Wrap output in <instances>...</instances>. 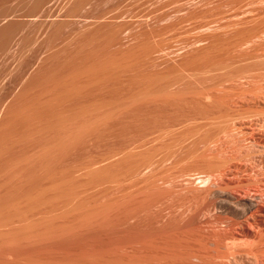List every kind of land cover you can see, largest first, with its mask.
Wrapping results in <instances>:
<instances>
[{"label":"rangeland","instance_id":"374dc122","mask_svg":"<svg viewBox=\"0 0 264 264\" xmlns=\"http://www.w3.org/2000/svg\"><path fill=\"white\" fill-rule=\"evenodd\" d=\"M69 13L0 59V264H264V0Z\"/></svg>","mask_w":264,"mask_h":264},{"label":"bare ground","instance_id":"6f19581e","mask_svg":"<svg viewBox=\"0 0 264 264\" xmlns=\"http://www.w3.org/2000/svg\"><path fill=\"white\" fill-rule=\"evenodd\" d=\"M81 2V5H77L76 6V3L77 2ZM145 1V0H144ZM0 59H2V57L4 55H6L7 53L13 51L15 48H17L20 43H21V40L23 39L24 35H25V32H27L31 26H33L35 23H38L39 27H42L44 26L47 21L49 20L50 21V16L54 17L53 15H50V14H58V15H63V13H69V11L72 9L73 11H78L77 13H73L70 11V13H72L70 15V13L66 16L67 19L69 20H78V19H81L80 21L84 20V21H87L88 19H91V13L93 11L96 10L97 6L102 4V0H0ZM12 3V4H11ZM130 3V2H129ZM126 5V4H125ZM132 5V4H131ZM152 5V3H151ZM150 5V6H151ZM138 6V5H137ZM140 6V5H139ZM158 6V5H157ZM124 7V6H123ZM149 7V5H148ZM154 7V6H153ZM152 7V8H153ZM156 7V6H155ZM145 8V7H144ZM143 8V9H144ZM100 9V8H99ZM122 9V8H121ZM69 10V11H68ZM68 11V12H67ZM123 11V10H122ZM131 11V10H130ZM119 12V11H118ZM148 12V11H147ZM99 13V12H98ZM117 13V12H116ZM48 14L50 16H48ZM111 14V13H110ZM119 14V13H118ZM113 16V15H112ZM93 18V17H92ZM101 17H98V19H100ZM92 20V19H91ZM48 21V22H49ZM94 21H97V20H94ZM100 21V20H99ZM98 21V22H99ZM102 22V21H101ZM100 23V22H99ZM97 26V25H96ZM85 28V27H84ZM47 34V33H46ZM45 36V35H44ZM48 36V34H47ZM70 37V36H69ZM45 38H47L45 36ZM63 38V37H62ZM62 38H60L58 41H60ZM67 38V37H66ZM43 39V38H42ZM64 39V38H63ZM68 39V38H67ZM76 39V38H75ZM40 41V40H39ZM44 41V40H43ZM57 41V40H56ZM55 41V42H56ZM57 41V42H58ZM63 41V40H62ZM66 41V39L64 40ZM42 42V41H41ZM43 43H46V41H44ZM49 43V41H48ZM47 43V44H48ZM65 43V42H64ZM64 43H59L60 46ZM68 43V42H66ZM65 43V44H66ZM70 43V42H69ZM68 43V44H69ZM42 44V43H41ZM46 44V45H47ZM54 44V42L52 43ZM49 45V46H46L47 48L44 49V53L48 54V56H54L57 51L55 50V47H51L53 45ZM58 44V45H59ZM57 46V44H56ZM65 46V45H64ZM63 46V49L66 48ZM69 46V45H67ZM58 47V46H57ZM61 48V47H59ZM43 53V54H44ZM47 56V55H46ZM43 57V56H42ZM45 57V56H44ZM41 59V58H40ZM41 61V60H39ZM38 68V67H37ZM22 90V89H21ZM232 93V92H230ZM243 93V92H242ZM260 93V92H259ZM238 98V97H237ZM236 98V99H237ZM258 98V97H257ZM231 99V98H230ZM239 101V100H238ZM244 101V100H243ZM228 102V101H227ZM240 103V102H239ZM247 103V102H246ZM238 104V103H236ZM249 104V103H248ZM19 106V105H18ZM226 106V105H225ZM235 106V105H234ZM20 107V106H19ZM21 108V107H20ZM21 109H19L20 111ZM208 110V109H207ZM240 110V109H239ZM177 114V113H176ZM231 114V113H230ZM243 114V113H241ZM235 115V114H234ZM229 116V115H228ZM237 116V115H236ZM254 116V115H253ZM261 116V115H260ZM264 116V115H263ZM230 117V116H229ZM235 117V116H233ZM242 117V116H241ZM256 117V116H255ZM258 117V116H257ZM215 118V117H214ZM244 118V117H243ZM247 118V117H246ZM251 118V117H250ZM253 118V117H252ZM192 119V118H191ZM230 119V118H229ZM240 119V118H239ZM259 119V118H258ZM190 120V119H189ZM198 120V119H197ZM214 120V119H213ZM217 120V119H216ZM225 120V119H224ZM236 120V119H235ZM255 120V118H254ZM231 121V120H230ZM233 121V119H232ZM206 122V121H205ZM223 122V121H222ZM253 122V121H252ZM201 123V122H200ZM236 123V122H235ZM220 124V123H219ZM233 124V123H232ZM181 125V124H180ZM217 125V124H216ZM225 125V124H224ZM195 126V125H194ZM251 126V125H250ZM264 126V125H263ZM233 127V126H232ZM246 127V126H245ZM226 128V127H225ZM229 128V127H228ZM241 129V128H240ZM235 130V129H234ZM225 131V130H224ZM239 133V132H237ZM221 134V133H220ZM224 134V133H223ZM222 134V136H223ZM246 134V133H244ZM243 135V134H242ZM221 136V135H220ZM180 137V136H179ZM206 138V137H205ZM247 138V137H246ZM231 139V137H230ZM240 139V138H239ZM218 140V139H217ZM245 140V139H244ZM210 142V141H209ZM217 142V141H216ZM250 150V149H249ZM259 150V149H258ZM229 151V150H228ZM217 152V151H216ZM223 152V151H222ZM222 155V154H221ZM255 157V156H254ZM218 158V157H217ZM224 158V157H223ZM227 158V157H226ZM234 158V157H233ZM220 159V158H219ZM257 160V159H256ZM227 161V160H226ZM238 164V163H237ZM241 164V163H240ZM234 165V164H233ZM250 165V164H249ZM224 166V165H223ZM229 166V165H228ZM219 167V166H218ZM253 167V166H251ZM259 168V167H258ZM218 169V168H217ZM213 170V169H212ZM211 170V171H212ZM238 170V169H237ZM142 171V170H141ZM149 171V170H148ZM228 171V170H227ZM256 171V170H255ZM216 173V172H215ZM231 173V172H230ZM244 173V172H243ZM246 173V172H245ZM223 174V173H222ZM229 174V173H228ZM199 175V174H197ZM212 176V175H211ZM205 177V176H204ZM202 178V177H201ZM232 178V177H231ZM250 178V177H249ZM209 179V178H208ZM208 179H203V182H206V185H208L210 183V185L212 184L210 181L208 183ZM161 180V179H160ZM182 180V179H181ZM200 180V179H199ZM210 180V179H209ZM162 181V180H161ZM201 181V180H200ZM222 181V180H220ZM219 181V182H220ZM183 182V181H182ZM202 182V181H201ZM200 182V183H201ZM218 182V183H219ZM208 183V184H207ZM158 184V183H157ZM171 184V183H170ZM214 184V183H213ZM248 185V184H247ZM257 185V184H256ZM263 185V184H262ZM209 186V185H208ZM252 186V185H251ZM254 186V185H253ZM158 187V186H157ZM156 187V188H157ZM206 187V186H205ZM196 188V187H195ZM203 188V187H202ZM205 190H207V188H204ZM211 189V188H210ZM225 189V188H224ZM238 189V188H237ZM257 189V188H256ZM201 190V189H200ZM223 190V189H222ZM221 190V191H222ZM239 190V189H238ZM186 191V190H185ZM199 193V192H198ZM223 193V192H222ZM250 193V191H249ZM197 194V193H196ZM201 194V193H200ZM210 194H219L218 191H210L209 193V196ZM227 194V193H226ZM261 194V193H260ZM202 195V194H201ZM222 195V194H221ZM162 196V195H161ZM215 196V195H213ZM223 196V195H222ZM232 196V195H230ZM231 198V197H230ZM205 199V198H204ZM217 199V198H216ZM249 199V198H248ZM222 200V199H221ZM252 199H249V200H241L239 201V205H241L240 208L244 207L243 209H252L255 207V205H253V202L251 201ZM234 201V200H233ZM254 201V200H253ZM165 202V201H164ZM198 202V201H197ZM218 203V202H217ZM224 203V202H223ZM231 203V202H230ZM229 203V204H230ZM233 203V202H232ZM231 203V204H232ZM256 204V203H255ZM161 205V204H159ZM237 205V204H236ZM260 205V204H259ZM200 206V205H199ZM213 206V205H212ZM229 206V205H228ZM167 207V206H166ZM236 207V206H235ZM239 208V209H240ZM164 209V208H163ZM205 209V208H204ZM242 209V211H244ZM255 209V208H254ZM253 209V210H254ZM159 210V209H158ZM184 210V209H183ZM192 210V209H191ZM225 210V209H224ZM257 210V209H256ZM186 211V210H185ZM177 212V211H176ZM205 212V211H204ZM221 212V211H220ZM233 212V211H232ZM179 213V212H178ZM191 213V212H190ZM189 214V213H188ZM226 214V213H225ZM224 214V215H225ZM245 214V213H243ZM171 215V214H170ZM207 215V214H206ZM246 215H248L246 213ZM245 215V216H246ZM253 215V214H252ZM217 216V215H216ZM230 216V215H229ZM228 216V218H229ZM251 216V214H250ZM249 216V217H250ZM22 217V216H21ZM242 217V216H241ZM256 216H254L255 218ZM181 218V217H180ZM186 218V217H184ZM221 218V217H220ZM212 219V218H210ZM205 220V219H204ZM214 220V219H213ZM227 221V220H226ZM232 221V220H231ZM247 221V220H245ZM243 222V221H242ZM193 223V222H192ZM223 223V222H222ZM245 223V222H244ZM249 223V222H248ZM252 223V222H251ZM187 224V223H186ZM210 224V223H209ZM250 224V223H249ZM248 225V224H247ZM251 225V224H250ZM217 226V225H216ZM220 226V225H219ZM249 226V225H248ZM179 227V226H178ZM238 228H241V227H238ZM243 228V226H242ZM245 228V227H244ZM249 228V227H248ZM223 229V228H222ZM246 229V228H245ZM262 229V228H261ZM185 231V229H184ZM224 231V230H223ZM264 231V230H263ZM181 232V231H180ZM221 232V231H220ZM231 232V231H230ZM184 234V233H183ZM218 234V233H217ZM233 234V233H232ZM237 234V233H236ZM194 235V234H193ZM226 235V234H225ZM258 235V234H257ZM202 236V235H201ZM242 236V235H241ZM235 237V236H233ZM179 238V237H178ZM229 238V237H228ZM261 238V237H260ZM221 239V238H220ZM219 239V240H220ZM236 239V238H234ZM151 240V239H150ZM246 240V239H245ZM259 241V240H258ZM262 241V239H261ZM229 242V241H228ZM232 242V241H231ZM221 243V242H220ZM227 243V242H226ZM234 243V241H233ZM237 243V242H236ZM234 243V244H236ZM243 243V242H242ZM214 244V243H213ZM212 244V245H213ZM230 244V243H229ZM240 244V243H239ZM248 244V243H247ZM246 244V246H247ZM260 244V243H259ZM200 245V244H199ZM211 245V244H210ZM215 245V244H214ZM252 245V244H250ZM204 246V245H203ZM231 246V245H230ZM232 246H234L232 244ZM231 246V247H232ZM239 246V245H238ZM257 246V245H256ZM140 247V246H139ZM201 247V246H199ZM216 247V245H215ZM227 247V245H226ZM229 247V248H231ZM235 247V246H234ZM237 247V246H236ZM214 248V247H213ZM253 248V247H252ZM204 249V248H203ZM222 249V248H221ZM225 249V248H224ZM228 249V248H227ZM251 249V248H249ZM198 250V249H197ZM202 250V249H201ZM200 250V251H201ZM230 250V249H229ZM234 250V249H233ZM232 250V251H233ZM248 250V249H247ZM182 251V250H181ZM220 251V250H219ZM224 251V250H223ZM222 251V252H223ZM230 251V252H232ZM236 251V250H235ZM207 252V249L206 251ZM228 252V251H227ZM229 252V253H230ZM211 253V252H210ZM237 253V251H236ZM203 254V253H202ZM216 254V253H214ZM213 254V255H214ZM226 254V253H225ZM231 254V253H230ZM247 254V253H246ZM197 256H199L198 254H196ZM233 255V254H232ZM230 255L231 257H233L235 255L232 256ZM254 255V254H253ZM252 255V256H253ZM224 256V255H223ZM227 256V254H226ZM230 256L228 257V259H230ZM238 256V255H237ZM247 256V255H246ZM201 257V256H200ZM206 257V255H205ZM204 257V259H205ZM209 257V256H208ZM206 257V258H208ZM225 257V256H224ZM240 257V256H239ZM197 258V257H196ZM223 258V257H222ZM234 258V257H233ZM253 258V257H252ZM257 258V257H256ZM225 259V258H223ZM196 260V259H195ZM201 260H203L201 258ZM221 260V258H220ZM219 260V261H220ZM257 260H260L257 258ZM217 261V260H216ZM165 262V261H164ZM201 262V261H200ZM232 262V261H231ZM259 262V261H258ZM217 263V262H216ZM221 263V261H220ZM246 263V262H245ZM199 264V263H198ZM263 264V263H262Z\"/></svg>","mask_w":264,"mask_h":264}]
</instances>
